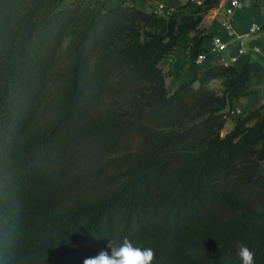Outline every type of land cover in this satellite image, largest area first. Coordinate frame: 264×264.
Masks as SVG:
<instances>
[{"label":"trees","instance_id":"1","mask_svg":"<svg viewBox=\"0 0 264 264\" xmlns=\"http://www.w3.org/2000/svg\"><path fill=\"white\" fill-rule=\"evenodd\" d=\"M79 1L0 0V264H83L125 238L152 248L153 264H209L153 236L223 252L244 244L259 258L264 115L249 113L204 150L175 151L226 107V94L191 87L196 74L169 90L159 65L207 0L181 18L129 4L80 16ZM208 37L194 34L193 58ZM261 64H214L204 75L228 74L226 93L241 95ZM49 89L56 95L41 113ZM154 91L129 114L101 105ZM100 183L96 196L74 201Z\"/></svg>","mask_w":264,"mask_h":264},{"label":"rangeland","instance_id":"2","mask_svg":"<svg viewBox=\"0 0 264 264\" xmlns=\"http://www.w3.org/2000/svg\"><path fill=\"white\" fill-rule=\"evenodd\" d=\"M240 1L243 4V8L241 13L236 14L238 20L244 22V25L256 24L259 27V33L261 34V36H264V0H240ZM219 2L220 0H207L208 3L207 10L215 7L216 5L219 4ZM79 3L80 4L78 11L80 12L79 13L80 16L85 15L89 9L92 8L98 9L99 7V0H80ZM222 8L224 7L222 6L220 8V12L216 10V13L218 12V15H220L221 17L220 20L224 22L227 18V15L223 13ZM160 10L161 9L158 8V10L154 12L166 18L174 16V15H164L163 13L160 12ZM211 18H213V16ZM202 19H200V21L196 23V25L190 32H195V33L198 32L200 35L204 34L208 36L209 34L206 32L207 26H204L202 24ZM77 32H78V26H76L75 29L72 30V32L65 38L64 47H66L67 44L74 39ZM206 41L207 39L205 38L203 40L201 50L199 52L202 51L203 45ZM219 58L220 57L217 53L207 51L205 53V57L201 61L199 62L196 61L197 63H200V68L196 72L197 77L192 82L191 87L195 90L202 87L207 88L215 95H218L220 97L226 94V107L222 110L224 114L221 118L216 119L213 122L212 126H210V128L206 130V132L200 134L199 136L194 137L193 139H190L188 142L179 145L177 148H175L176 152L195 153L204 150L205 148L210 147L212 146V144H214L216 135L221 138L224 137L235 126V124L239 119L245 117L249 113L254 115L258 114L261 116L264 115V66L261 64V68H259L258 70L259 76L253 75L247 80L248 89L246 90L245 93L241 95L229 96L226 93V88H227L226 82H227L228 74L224 73L222 75L212 77L209 79H206L204 75V72L209 67V65L211 66L214 64H221ZM184 62L186 61L184 60ZM163 73L165 75V80H166L167 74L164 72V70ZM55 95L56 94L52 92L51 89L46 91L45 101L39 107V111H41V113L45 111L51 99ZM156 97H157V91L150 93L148 92L145 93V95L134 94L126 97H105L101 101V105L104 108L114 109L122 114H129L133 111L139 110L140 108H144L148 106L149 103ZM221 103L222 102H219L217 105H221ZM197 107H198V102L196 100L191 111H195V108ZM256 120L257 118L255 117L254 119L250 120L247 124L252 125ZM259 170H262L264 172V160H261L259 162ZM104 187L105 184L100 183L98 186L92 187L89 190L83 192L82 194L76 196L74 201L88 200L96 196ZM152 240L155 243L160 242L166 245L168 244V246H170L175 250L184 252L188 255H191L209 264H242V261L237 255L238 250H234L231 252H223L217 248L211 247L208 243L207 244L201 242L188 243L187 242L188 239L184 238L183 236L182 237L153 236ZM255 264H264V251H262L260 257L255 260Z\"/></svg>","mask_w":264,"mask_h":264},{"label":"crops","instance_id":"3","mask_svg":"<svg viewBox=\"0 0 264 264\" xmlns=\"http://www.w3.org/2000/svg\"><path fill=\"white\" fill-rule=\"evenodd\" d=\"M73 1L74 0H63L61 6L67 7L71 5ZM203 1L204 0H99V7L109 8L118 6L120 4H129L134 5L144 11H156L158 10L159 4H163L164 7L160 10L161 13L164 15H174L177 18H181L186 14L192 13L199 6L203 5ZM229 1L230 0H220L218 5L203 12L204 16L202 19V24L207 26L206 32L209 34V36L217 34L223 38H228L225 26L220 20L221 17L218 15V12L216 13V10L220 12V8L223 6L224 8H222V11L226 15L225 8ZM241 12L242 10L236 11L234 15L230 17V22L238 33H245L249 30L251 24L244 25V22L238 20L236 14ZM212 16L213 18H211ZM194 34L195 32L182 34L174 52L164 57L160 62L164 72L167 74L166 84L169 90H174L183 81L191 80L200 68V63H197L190 54ZM251 43L262 46V51L264 53V36H261L259 32L252 35ZM229 49L231 52H235V44L230 45ZM263 53L240 55L237 66L241 67L242 64L247 60H258L261 62L263 59ZM184 60L186 62H184Z\"/></svg>","mask_w":264,"mask_h":264},{"label":"built area","instance_id":"4","mask_svg":"<svg viewBox=\"0 0 264 264\" xmlns=\"http://www.w3.org/2000/svg\"><path fill=\"white\" fill-rule=\"evenodd\" d=\"M163 7V4H159L158 6L159 9H162ZM242 8L243 4L240 0L229 1L225 8L227 18L223 22L228 38H223L217 34L206 38L207 41L204 43L202 51L194 57L195 61H201L205 57L207 51L217 53L220 57V63L224 65L236 64L239 56L243 54L252 55L253 53H263L262 46L251 43L252 35L259 32V27L256 24H252L249 27V30L245 33H238L230 22V17L234 15L236 11H241ZM232 44H235V52H231L229 49ZM261 63L264 66V53Z\"/></svg>","mask_w":264,"mask_h":264},{"label":"clouds","instance_id":"5","mask_svg":"<svg viewBox=\"0 0 264 264\" xmlns=\"http://www.w3.org/2000/svg\"><path fill=\"white\" fill-rule=\"evenodd\" d=\"M107 248L95 256L84 259L83 264H153L155 251L150 247H139L125 238L122 243L111 241ZM237 255L242 264H255V254L244 244L238 246Z\"/></svg>","mask_w":264,"mask_h":264}]
</instances>
